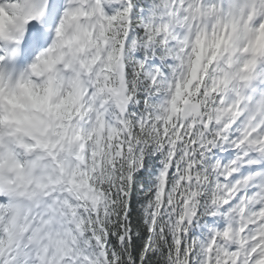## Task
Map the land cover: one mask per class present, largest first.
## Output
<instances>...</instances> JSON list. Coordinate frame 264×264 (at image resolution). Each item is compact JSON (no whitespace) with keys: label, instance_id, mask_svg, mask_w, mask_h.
<instances>
[{"label":"snow or ice","instance_id":"obj_1","mask_svg":"<svg viewBox=\"0 0 264 264\" xmlns=\"http://www.w3.org/2000/svg\"><path fill=\"white\" fill-rule=\"evenodd\" d=\"M76 3L24 0L28 23L19 65L32 61L64 21L89 14ZM89 4L106 36L107 67L118 69L121 86L109 89L107 99L90 88L86 110L73 114L89 140L98 129L104 137L99 150L85 146L77 183L87 191L67 213L75 222L61 218L55 225L70 234L59 264H264V126L237 119L252 99L242 89L257 73L264 78V52L251 50L250 41L240 45L248 59L239 87L228 76L218 87L205 72L190 114L180 115L192 102L174 94L193 40L203 47L215 37L211 71L233 30L254 32L264 21V0H245L239 15L220 0ZM43 259L30 245L0 243V264Z\"/></svg>","mask_w":264,"mask_h":264},{"label":"clouds","instance_id":"obj_2","mask_svg":"<svg viewBox=\"0 0 264 264\" xmlns=\"http://www.w3.org/2000/svg\"><path fill=\"white\" fill-rule=\"evenodd\" d=\"M35 3L39 6L40 0ZM220 3L238 15L245 8V0ZM23 4L24 0H0V50L4 52L0 58V195L8 197L7 202H0V224L4 225L0 243L30 245L31 250L44 257L37 264H59L58 257L70 234L55 225L61 218L75 222V215L69 217L67 213L76 207L80 194L87 191L77 183L83 179L78 172L84 165L85 146L99 150L97 141L102 142L104 137L103 130L98 129L89 140L73 114L86 110L85 105L92 99L88 97L90 88L97 90L94 95L98 99H107L108 90L119 88L121 81L118 69L107 67L110 61L106 36L99 17L91 13L94 5L89 0L76 3L88 15L64 21L63 30H53L49 44L32 61L19 65L17 56L28 23ZM245 41H250L251 50L264 52V21L254 32L247 26L233 30L231 42L222 45L216 66L208 71V60L217 51L215 37L206 39L203 47L193 40L174 86V94L180 100L187 98L192 102L180 115L197 109L196 89L205 72L218 87L225 76L237 81L242 64L248 59L240 47ZM257 67L253 66L252 71L256 72ZM262 85L264 78L257 73L256 82L242 89L252 97L237 116L245 126H264ZM101 87H105L104 93L100 92ZM226 94H231V90ZM227 115L223 113L222 119ZM79 133L84 135L78 139ZM45 218L47 223H42Z\"/></svg>","mask_w":264,"mask_h":264}]
</instances>
